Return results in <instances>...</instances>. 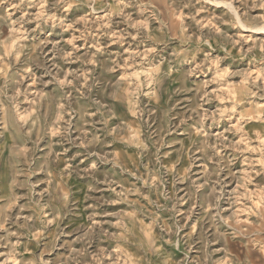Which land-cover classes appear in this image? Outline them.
Returning <instances> with one entry per match:
<instances>
[{
    "label": "rangeland",
    "instance_id": "obj_1",
    "mask_svg": "<svg viewBox=\"0 0 264 264\" xmlns=\"http://www.w3.org/2000/svg\"><path fill=\"white\" fill-rule=\"evenodd\" d=\"M0 264H264V0H0Z\"/></svg>",
    "mask_w": 264,
    "mask_h": 264
}]
</instances>
